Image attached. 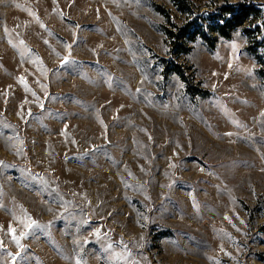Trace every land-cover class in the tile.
Returning <instances> with one entry per match:
<instances>
[{
  "label": "rangeland",
  "instance_id": "obj_1",
  "mask_svg": "<svg viewBox=\"0 0 264 264\" xmlns=\"http://www.w3.org/2000/svg\"><path fill=\"white\" fill-rule=\"evenodd\" d=\"M189 1L260 14L179 52L171 0H0V264H264V0Z\"/></svg>",
  "mask_w": 264,
  "mask_h": 264
},
{
  "label": "trees",
  "instance_id": "obj_2",
  "mask_svg": "<svg viewBox=\"0 0 264 264\" xmlns=\"http://www.w3.org/2000/svg\"><path fill=\"white\" fill-rule=\"evenodd\" d=\"M175 10L184 18L180 26L175 24L170 13L164 10L159 12L165 17L168 27H165V34L171 41V45L176 51H187V45L200 39L210 48H213L216 39L212 34L229 39L230 33L238 27H241L248 19L250 14L257 17L260 14L252 7H246L241 4H228L216 8V12L202 11L198 13L189 0H171ZM259 31V27L256 28ZM248 36L253 32L246 30Z\"/></svg>",
  "mask_w": 264,
  "mask_h": 264
},
{
  "label": "snow or ice",
  "instance_id": "obj_3",
  "mask_svg": "<svg viewBox=\"0 0 264 264\" xmlns=\"http://www.w3.org/2000/svg\"><path fill=\"white\" fill-rule=\"evenodd\" d=\"M65 60H67V57H65ZM64 61H62V63H63ZM32 224H35V221H32ZM9 232H13V229L11 228V226H9ZM24 233H21V235H23ZM13 239L14 240H17V242H18V238L15 236V235H13Z\"/></svg>",
  "mask_w": 264,
  "mask_h": 264
}]
</instances>
